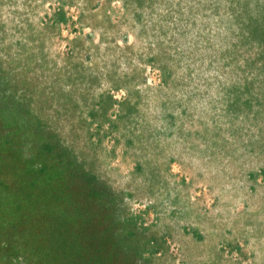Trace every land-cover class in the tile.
Here are the masks:
<instances>
[{
  "label": "rangeland",
  "instance_id": "obj_1",
  "mask_svg": "<svg viewBox=\"0 0 264 264\" xmlns=\"http://www.w3.org/2000/svg\"><path fill=\"white\" fill-rule=\"evenodd\" d=\"M0 264H264V0H0Z\"/></svg>",
  "mask_w": 264,
  "mask_h": 264
}]
</instances>
